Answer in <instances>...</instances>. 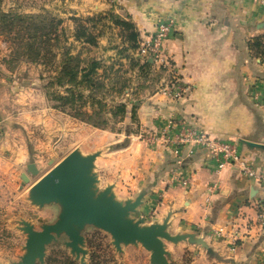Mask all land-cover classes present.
<instances>
[{"label":"crops","instance_id":"0c3cea01","mask_svg":"<svg viewBox=\"0 0 264 264\" xmlns=\"http://www.w3.org/2000/svg\"><path fill=\"white\" fill-rule=\"evenodd\" d=\"M90 1L91 6L80 8L83 15L108 7L106 0ZM112 3L115 13L133 23L138 39L150 36L158 21H173L163 51L186 92L175 97L169 90H147L143 85L147 91L133 103L140 125L157 131L169 122L176 128L188 124L210 136L237 141L241 152V162L218 168L207 150L194 143L180 146L177 157L173 148L148 145L132 154L135 168L125 185L118 181L117 189L129 195L145 188L136 215L145 216L148 223L167 219L171 234L194 232L203 237L211 251L202 246V260L264 264V226L257 222L264 203V150L244 142L264 143V107L252 96V90L264 89V5L256 0ZM6 63L7 55L0 53V160L8 158L19 166L28 158L22 119L36 118L28 111L34 104L20 98L31 93L25 90V85L31 86L24 82L27 73L9 70ZM149 65L169 75L157 62L149 60ZM18 85L22 90L14 88ZM179 174L187 184L175 180ZM178 243L202 249L197 243Z\"/></svg>","mask_w":264,"mask_h":264},{"label":"rangeland","instance_id":"374dc122","mask_svg":"<svg viewBox=\"0 0 264 264\" xmlns=\"http://www.w3.org/2000/svg\"><path fill=\"white\" fill-rule=\"evenodd\" d=\"M92 2L0 0V11L49 14L60 20L59 44L70 46L72 54L80 52L83 65L91 59L100 62L95 67L93 76L102 80L105 85L99 90H92L87 84H82V92L87 96L85 107L89 108V94H94L108 110V123L104 128L71 116V106L74 105L67 103L63 109L62 99L58 98L59 95L66 94L64 87L48 83L50 75L57 72V66H46L40 58L28 60L24 55H18L19 47L14 43L13 37L17 36L16 31L21 28L14 25L11 32H6L4 27H0V53L7 55V63L4 66L12 71L19 69L27 73L24 82L31 86L25 85V90H31V93L25 92L20 98L27 104H34V108L31 107L28 111H31V117L36 118L34 122L22 119V122L26 123L22 125L25 138L22 145H25L28 151L24 164L16 166L8 158L0 160V264H20L21 257L26 252L27 233L23 230L24 221L30 223L34 229L40 230L43 224L53 223L57 219L59 204H36L29 197V190L36 180L71 150L79 149L83 154L96 153L93 171L98 178V190L110 185L117 198H134L138 189H133L126 195L121 187L117 189V183L121 181L122 185L126 184L125 179L129 180V173L132 174L135 168L132 154L135 150L141 152L150 145L148 134H159L161 130L141 126L132 105L139 101L147 90H175L170 76L143 63L141 58L135 55L134 48L130 47L126 38L129 29L114 23L115 16L122 17L113 11L112 0H106L107 8L92 15H83L80 8L91 6ZM77 12L80 14L75 15ZM81 25L96 36L95 43H82L81 39L75 38L74 34ZM55 59L59 62L61 53H58ZM179 83L177 97L186 92L184 83L181 80ZM143 85L147 90L142 89ZM14 88L22 90L19 85ZM252 91L257 94H252L255 104L261 108L259 99L264 90ZM120 102L125 105L126 112L122 115H111L110 110H115V106ZM131 110L134 112L133 116ZM29 161L36 163L39 172L29 175V180L22 183L19 171L25 172L26 163ZM121 173H124L125 177H122ZM81 234L83 252L76 253L71 250L66 234H56L54 239L45 245L43 260L36 259L34 264H151L150 251L139 242L122 243L120 249H117L110 233L91 224L85 225ZM165 248L168 251V259L173 264H224L202 260L203 248L189 249L187 245L181 246L178 242L170 241H165Z\"/></svg>","mask_w":264,"mask_h":264},{"label":"water","instance_id":"95a60500","mask_svg":"<svg viewBox=\"0 0 264 264\" xmlns=\"http://www.w3.org/2000/svg\"><path fill=\"white\" fill-rule=\"evenodd\" d=\"M244 142L264 150V143ZM95 157V152L83 154L79 149H73L32 184L29 190L32 202L39 205L57 203L60 211L53 223L43 224L40 230L23 222L27 239L20 264H34L36 259L42 261L45 245L61 233L67 235V244L72 251L83 252L81 230L90 224L110 233L117 249L122 243L139 242L150 251L151 264H173L168 259L165 241L186 240L211 251L203 237H196L194 232L171 234L167 230V219L148 223L145 216L136 215L145 188H141L134 198L124 199L117 198L110 185L98 190V178L93 171ZM38 172L35 162L29 161L26 171L20 174L22 183L29 180V175Z\"/></svg>","mask_w":264,"mask_h":264},{"label":"trees","instance_id":"16d2710c","mask_svg":"<svg viewBox=\"0 0 264 264\" xmlns=\"http://www.w3.org/2000/svg\"><path fill=\"white\" fill-rule=\"evenodd\" d=\"M115 17V24L129 29L126 38L130 42V47L135 48L138 33L134 29L133 23L124 18ZM0 19L2 20L0 27L2 29L4 27V31L6 32H11L14 25H19L21 28L16 31L17 36L13 37L14 43L19 47L17 51L18 55H24L28 60L40 58L46 66H57V72L50 75L48 83L64 87L66 94L58 96L59 99H62L61 105L64 107L63 109H65L67 103H71V105H74L71 106L73 108L70 113L71 116L96 127H106L108 123V110L105 104L96 98L94 94H89L90 104H88L89 108H86L87 96H85L81 89L84 83L90 89L92 88V90H99L105 85L102 80L96 79L93 76L95 74V67L100 62L91 59L87 64L83 65L80 52L72 54L70 46H61L59 44L60 20L49 14H21L11 11H0ZM74 36L76 39H81L82 43L93 44L96 41V36L84 25L78 27ZM58 53H61V59L59 62H56L55 58ZM145 63L149 64V61ZM108 67L112 68L111 66ZM94 103L98 105H93ZM132 106L134 107V105ZM132 110L133 116L134 112ZM125 112V105L121 102L115 106V110H110L111 115H122Z\"/></svg>","mask_w":264,"mask_h":264},{"label":"built area","instance_id":"2783aa9c","mask_svg":"<svg viewBox=\"0 0 264 264\" xmlns=\"http://www.w3.org/2000/svg\"><path fill=\"white\" fill-rule=\"evenodd\" d=\"M256 1L264 5V0ZM172 25L173 21L171 19L158 21L150 36L142 37L137 40V45L134 50L135 55L141 58L143 63L152 60L153 62H157L159 66L167 69L170 81L173 83L172 86L175 88V90H169V93L177 97L179 94L178 90H180L178 86L180 85L178 70L170 63V58L163 51L164 40L168 38L173 27ZM255 96H257L256 93ZM259 103L261 107H264V91L260 96ZM148 135V144L151 146L159 145L164 148H173L176 157L179 154L180 146L187 143H194L207 150L208 156L215 161L218 168L241 162V152L237 141L229 138L210 136L204 131L188 124L176 128L173 123L169 122L161 128L159 134L150 133ZM177 162H180L179 158ZM244 169H246L249 174L253 173L249 168L244 167ZM175 180L182 184H187L186 179L182 178L180 174L175 177ZM257 222L261 227L264 226V203L261 206V213L258 216Z\"/></svg>","mask_w":264,"mask_h":264}]
</instances>
